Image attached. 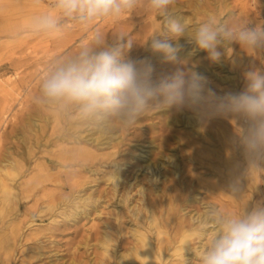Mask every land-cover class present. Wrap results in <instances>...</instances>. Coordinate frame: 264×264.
<instances>
[{"label": "rangeland", "instance_id": "obj_1", "mask_svg": "<svg viewBox=\"0 0 264 264\" xmlns=\"http://www.w3.org/2000/svg\"><path fill=\"white\" fill-rule=\"evenodd\" d=\"M51 2L52 0H0V9H2L0 10V158L10 154L17 159V155L24 153L30 147L27 165L22 167L14 178L10 180L4 176L5 172H0V178L4 177L5 183L12 188L9 202L0 200V243L1 237L4 238L5 234L8 238L7 240L5 237V249L1 248L0 244V264H95L96 230L100 223L103 224L104 221L106 223L112 217L108 213L111 208L104 209L100 219L96 218V213L92 211L88 218H81L75 222L39 212L46 202V194L48 196L53 193V190L59 189L57 185H52L54 178L62 184V188L59 186L61 189L59 194L67 196L78 188L74 186L75 181L91 174L79 166L57 159L61 152L60 147L71 145L70 142L66 143L61 139L60 135L65 132L63 127L70 132H80L83 135L90 134L94 129L79 124L64 114L59 120L60 123L57 124L54 120L56 111L33 103L39 79L48 63L53 58L73 50L74 46L84 39V31L78 27H72L60 39L45 36L17 41L9 39L13 29L25 28L29 19L48 10ZM209 11L218 12L231 22H248L250 27L264 25V0H182V6L174 14L177 16L173 18L195 25L201 22ZM160 23H163L162 18L149 17L142 11H136L120 25L108 24L102 27L108 33L109 42L116 28L129 31V36L133 38V45L126 56L137 61L148 58L154 68V81L173 75L177 70L194 71L203 75L206 78L205 95L208 90L214 94L209 104L201 109L203 112L214 108L216 99L220 98L218 95L221 94L224 97L233 94L234 89L240 91L244 88L247 84L245 74L248 71L259 70L264 74V50L253 55L238 43H233L224 49L219 47L221 57L219 61L213 62L207 51L200 49L195 41L181 38L179 43L183 47L177 52L176 61H167L162 54H154L150 49L151 40L148 37L159 29ZM225 76H234L235 79L238 76L235 86L230 87L227 82L221 80ZM176 111L175 107L160 109L140 117L131 129L122 131L117 127L116 133L120 135L122 133V138L120 137L122 140L118 145L120 153L114 157L123 158V154L137 148L135 154H141L143 151L145 153L148 149L156 150L154 145L159 142L156 138L165 134L167 130L163 129L162 123L167 119L166 117L174 115ZM243 124L245 126L248 124L246 119L243 120ZM174 129L176 133V128ZM235 134L239 142L238 132L236 131ZM173 146L177 147L175 151L172 149L173 152L180 158L181 148H183L181 141H177ZM172 150L169 151L172 152ZM112 151L111 148L100 150L102 153ZM244 156L245 154L241 155V162L244 163L243 167H247ZM107 157L110 156L106 155L104 159ZM192 166L195 173L193 179L202 187L197 177L210 179L212 176L207 173L208 169L195 164ZM247 170L244 173L246 190H243L242 196L251 197L252 203H255L251 206V210L258 203L264 204V176L260 175L258 180L260 188L256 190L251 185L252 180ZM46 172L53 177L50 178L51 180L41 182L40 177ZM104 183L100 181V186L107 187ZM90 185H94L92 189L96 188V182L92 181ZM225 191L228 196H233L236 200L241 197L236 194V191L233 192L230 186ZM204 197L209 203L219 204L213 197H208L206 190L201 188L199 198ZM191 207L196 210L202 208L199 203ZM11 228L16 231L9 233ZM195 262L198 264V258Z\"/></svg>", "mask_w": 264, "mask_h": 264}, {"label": "clouds", "instance_id": "obj_2", "mask_svg": "<svg viewBox=\"0 0 264 264\" xmlns=\"http://www.w3.org/2000/svg\"><path fill=\"white\" fill-rule=\"evenodd\" d=\"M181 6L182 0H52L48 10L31 17L25 28L13 29L9 39H60L72 27L84 31L85 36L73 50L48 63L33 103L95 129H131L140 117L172 107L200 112L214 95L211 90L205 95L203 75L177 70L154 81V68L148 58H127L133 45L129 31L116 28L109 42L102 27L120 25L136 11L160 17L163 23L148 37L150 49L173 62L183 47L181 38L195 41L213 62L221 57L219 47L233 43L253 55L264 50V25L250 27L248 22H231L214 11L207 12L201 22L189 25L173 18ZM245 78L246 90L217 98L214 114L246 118L247 128L238 129L239 144L255 184L264 174V74L251 70ZM239 184L238 178L233 179V192ZM192 233L207 241L196 253L198 264H264V204L258 203L250 211H229L216 203H203ZM189 243L186 240L184 245Z\"/></svg>", "mask_w": 264, "mask_h": 264}, {"label": "bare ground", "instance_id": "obj_3", "mask_svg": "<svg viewBox=\"0 0 264 264\" xmlns=\"http://www.w3.org/2000/svg\"><path fill=\"white\" fill-rule=\"evenodd\" d=\"M237 78L238 76L236 79L234 76H225L221 80L232 87L235 86ZM246 86L240 91L234 89L233 94L242 93ZM218 96L222 97L221 94ZM62 115L55 113L54 120L57 124ZM166 118L161 126L167 130L156 138L159 140L156 146L154 145L156 150L148 149L145 153L143 151L141 154H135L137 148L126 152L123 158L119 159L114 157L120 153L118 145L122 140V133H116L117 126L108 129L94 128L87 135L70 132L63 127L65 132L60 135L61 139L71 145L61 146L57 159L79 166L91 174L75 181L74 186L78 188L67 196L59 194L62 184L54 178L52 185H57L59 189L53 190L48 196L46 194V202L39 212L75 222L88 218L92 211L96 213V218L100 219L104 209L111 208L108 212L112 216L111 220L106 223L104 221L103 224L99 222L98 230L95 229V264H197L196 253L198 254L207 241H201L192 233L194 222L201 210L191 206L196 203L201 206L203 203H209L205 200L206 197L199 198L200 189L204 188L208 197H213L220 207L229 211H241L243 208L249 211L255 204L252 203L251 197L242 196L243 190H246L244 173L248 168V161L245 155L247 167H243L241 155L245 152L238 142L237 133L235 134L238 129L247 128L248 124H243L246 118L232 114H214V108L204 112L177 110L174 115ZM177 141H181L183 146L180 158L173 152L177 148L173 144ZM107 148L113 151L100 152ZM26 150L17 155V159L10 154L0 158V172H5L4 176L8 179L14 178L17 172L27 165L30 147ZM106 155L110 157L104 159ZM192 164L208 169L207 173L212 176L210 179L197 177L202 187L193 179L195 173ZM51 177L53 176L46 172L40 179L44 182L51 180ZM259 177L254 181L255 184L253 181L251 184L256 190L260 188ZM236 178L240 181L236 194L241 197L233 201L227 197L225 190ZM92 181L96 182L94 189L92 188L95 184L90 185ZM100 181H104L107 187H101ZM135 188L137 189L133 192ZM11 189L5 183L4 177L0 178L1 201L9 202ZM14 230L11 228L8 232L14 233ZM5 237L6 234L4 238L1 237L0 243L4 249ZM186 240L190 243L184 245Z\"/></svg>", "mask_w": 264, "mask_h": 264}]
</instances>
